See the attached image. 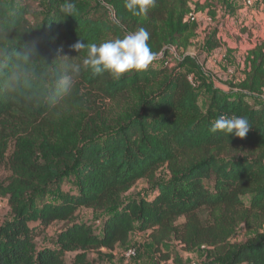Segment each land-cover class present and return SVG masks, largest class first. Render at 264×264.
Wrapping results in <instances>:
<instances>
[{
	"label": "trees",
	"instance_id": "trees-1",
	"mask_svg": "<svg viewBox=\"0 0 264 264\" xmlns=\"http://www.w3.org/2000/svg\"><path fill=\"white\" fill-rule=\"evenodd\" d=\"M192 1L156 0L133 15L124 0H43L41 11L32 0H0V165L10 171L0 186L11 210L0 223V264H66L68 252H113L147 231L164 261L162 244L177 240L209 247L203 264H264V234L228 241L254 214L264 223V101L250 94L264 87V44L248 51L251 69L235 96L205 84L189 55L164 66L167 45L196 29L186 20ZM69 3L71 15L62 11ZM140 28L162 60L119 79L94 75L87 49L71 47ZM220 45L218 29L206 35L207 51ZM197 78L211 94L206 109ZM220 115L246 117V137L211 132ZM163 166L170 177L161 181ZM139 180L146 193L126 196ZM57 221L54 241L38 246Z\"/></svg>",
	"mask_w": 264,
	"mask_h": 264
},
{
	"label": "rangeland",
	"instance_id": "rangeland-1",
	"mask_svg": "<svg viewBox=\"0 0 264 264\" xmlns=\"http://www.w3.org/2000/svg\"><path fill=\"white\" fill-rule=\"evenodd\" d=\"M34 8L39 11L44 10L43 0H32ZM263 0H252L254 11L247 4V0H193L190 5L189 13L197 15L196 29L190 35L188 41L180 40L175 44L167 45L169 56L164 61V66L173 67L176 63L189 55L195 58L201 65L205 84L216 92L226 96H235L238 92L244 91L243 84L248 78L251 64L248 58V49L255 48L264 44V9H260V3ZM260 9H258V8ZM214 29H218V36L221 45L213 50L207 51L205 47L206 35L211 34ZM254 46V47H253ZM248 50V51H247ZM161 61V55H156L154 64ZM151 64V65H152ZM193 81L199 88L200 96L198 103L202 109L208 106L211 94L205 87L204 80L197 78ZM252 101L262 103L264 101V87L256 88L250 92ZM10 177L8 166L0 165V185L6 184ZM170 173L166 166H163L157 172L158 180H166ZM148 183L146 180H139L126 193V196H142L146 193ZM0 186V223L11 216L8 196L4 195ZM250 195H245L246 207L250 203ZM82 214L90 215L91 211L83 209ZM204 214L206 219L207 215ZM252 219L240 222L228 237L232 243H243L250 238L264 234V223L254 214ZM93 218L91 221L95 224L97 231L99 222ZM185 218H181L179 223H183ZM63 226V222H54L36 242L38 246L46 242H53L57 231ZM127 247L137 250V257L133 260H127L124 256ZM154 244L148 237L147 232H135L127 246L119 245L113 252H95L87 251L82 253L65 254L66 264H203L207 259L209 247L198 246L188 249L177 240L164 242L162 251L170 254L168 261L162 260L160 254L154 251ZM83 256V257H81Z\"/></svg>",
	"mask_w": 264,
	"mask_h": 264
},
{
	"label": "clouds",
	"instance_id": "clouds-1",
	"mask_svg": "<svg viewBox=\"0 0 264 264\" xmlns=\"http://www.w3.org/2000/svg\"><path fill=\"white\" fill-rule=\"evenodd\" d=\"M156 0H124V7L133 15H146L155 6ZM109 11L112 5L106 4ZM75 10V4L69 3L62 8L66 14L71 15ZM149 32L140 28L134 32H128L123 38L106 40L99 44L77 41L71 47L75 51L87 49V57L84 59V66L94 75L108 72L115 79H119L125 73L133 70H146L156 58V53L149 47ZM79 71V68L76 69ZM69 86L65 85V91ZM251 129L246 117L220 115L210 127V131L225 132L228 135L234 134L236 137L244 138Z\"/></svg>",
	"mask_w": 264,
	"mask_h": 264
},
{
	"label": "built area",
	"instance_id": "built-area-1",
	"mask_svg": "<svg viewBox=\"0 0 264 264\" xmlns=\"http://www.w3.org/2000/svg\"><path fill=\"white\" fill-rule=\"evenodd\" d=\"M247 4L249 6L253 5L254 3H252V0H247ZM253 8V10L255 11L256 8H254L253 6H251ZM258 8V7H257ZM263 8L264 9V0L263 2L260 3V9ZM259 9V8H258ZM259 9V10H260ZM186 20H190V21H197V15L193 12L188 13V15L186 16ZM124 256L127 260H133L137 257V250L135 248L132 247H128L125 250Z\"/></svg>",
	"mask_w": 264,
	"mask_h": 264
},
{
	"label": "crops",
	"instance_id": "crops-1",
	"mask_svg": "<svg viewBox=\"0 0 264 264\" xmlns=\"http://www.w3.org/2000/svg\"><path fill=\"white\" fill-rule=\"evenodd\" d=\"M253 47H254V46H253ZM250 49H252V47H251ZM250 49H248V50H250ZM248 50H247V51H248ZM131 239H132V236H131ZM116 249H117V248H116ZM115 251H116V250H115Z\"/></svg>",
	"mask_w": 264,
	"mask_h": 264
}]
</instances>
